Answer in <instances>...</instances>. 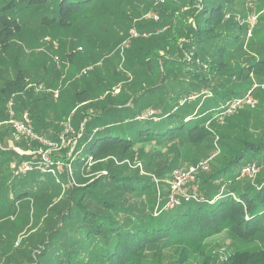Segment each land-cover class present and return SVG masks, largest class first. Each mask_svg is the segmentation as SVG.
<instances>
[{"label":"trees","instance_id":"obj_1","mask_svg":"<svg viewBox=\"0 0 264 264\" xmlns=\"http://www.w3.org/2000/svg\"><path fill=\"white\" fill-rule=\"evenodd\" d=\"M159 1L0 0V122L9 118L8 105L13 102L16 117L28 113L39 134L50 127L52 114L59 111L69 118L80 106L71 117L76 129L84 127L76 152L87 154L75 159L80 169L90 161L125 154L138 145L186 148L202 145L215 136H229L219 130L216 119L228 109L227 104L243 96V82L253 73L264 71V55L238 73L229 63L231 47H242L239 36L224 38L226 19L238 0H161L164 8L171 9L170 15L158 12L156 21L136 22L140 11L155 10ZM185 6L189 12L181 9ZM191 15L195 27L185 22ZM259 23L253 36L264 48V18ZM132 29L138 37L131 35ZM45 38L50 39L45 43L47 51L69 65L67 72L65 65L54 71L49 54L37 51ZM128 39L125 56L134 79L122 85L117 95L113 96L112 89L121 76H105L100 67L76 80L77 72L96 64V56L103 59L117 52ZM30 51L36 53V59L25 66L22 58ZM163 54L175 59L164 58ZM164 60L178 61L174 62L176 66L172 62L166 72L159 66ZM62 77L58 105L30 87L31 83L44 82L56 87ZM86 80L91 87L84 85ZM185 82L189 86L183 95L180 85ZM212 83V91L205 93ZM246 84L245 89H250L252 85ZM237 143L238 149L230 153L222 169L195 176L205 201H182L176 208L155 214L157 190L153 181L113 172L73 188L66 210L56 213V219L48 223L51 227L40 241L41 249L26 253L27 262L22 258V263L17 260L16 264H145L149 253L159 256L169 250L180 251L175 264H187L191 256L203 258L202 264H264V175L251 185L239 181L242 170L251 162L264 163V146L244 142L241 137ZM6 155L0 149V199L12 208L30 200L33 194L37 198L50 180L45 176L50 174L39 171L28 189L27 179L15 182L10 163L17 159ZM29 158L21 156L18 162ZM107 185L148 196L152 210L98 198L96 194ZM223 187L227 190L222 192ZM91 200L96 201L99 211L91 209ZM223 232L245 243L263 245L232 253L217 263L205 249L209 239Z\"/></svg>","mask_w":264,"mask_h":264},{"label":"rangeland","instance_id":"obj_2","mask_svg":"<svg viewBox=\"0 0 264 264\" xmlns=\"http://www.w3.org/2000/svg\"><path fill=\"white\" fill-rule=\"evenodd\" d=\"M164 3L160 0L156 3L155 10L140 11L142 14L140 18L136 19V22L151 18L156 21L158 16H160L158 12H162L165 16L170 15L172 13L171 9L164 8ZM197 8L200 9V5ZM181 9L184 12L190 11L187 10L186 6L181 7ZM175 16L179 17L180 14H175ZM261 18H264V0H238L236 6L233 8V12L229 13L226 19L227 28L224 32V38L233 40L234 37L239 36V42H242V47L239 45L235 50L234 47H231L233 54L231 55V59H229V63L234 67L233 71L235 73H238L242 67H247L248 63L264 55V48L258 44V41L253 36V30L258 28ZM187 19L185 21L186 24L189 23L195 27L192 15ZM131 35L138 37L136 29L131 30ZM150 36L145 35L146 38ZM49 42L50 39L45 38L44 42H42L43 46L40 45L41 49L39 48L37 51L40 50L42 53L49 54L48 57L52 58L50 66L55 65L54 71L65 65V71L67 72L69 65L47 51L45 43ZM129 43L130 39L124 41L117 52H112L103 58L108 59L109 62L103 63L102 57L96 56L94 58L96 64L94 63L87 69L77 72L76 80L87 77L89 71L100 67L105 70V72L103 71V75L105 76L107 73H109L110 77L115 76L117 78L121 76L122 80L118 83V86L112 89L113 96L117 95L122 85L130 83L134 79L131 71L128 69L125 56ZM163 57L172 58L164 54ZM35 59L36 53L31 52L27 56H24L22 61L25 66H28ZM172 59L175 58L173 57ZM165 61L167 60L159 64L160 70L169 72L171 63L178 60L168 61L169 63ZM174 64L176 66V63ZM170 76L173 75L170 74ZM63 79L64 77L61 78L60 83L56 87L51 85L53 84L52 82L31 83L30 87L32 86L36 93L48 95L49 99L58 105L60 92L63 88ZM186 82H189V80ZM186 82L180 85V88H183V95L186 94L189 86ZM246 83L252 85L250 89H245L246 85H248ZM84 85L87 88L92 86L88 80H86ZM242 85V90L244 89L242 92L243 96L227 104L226 107L228 109L221 117L216 119L219 130L229 136H215L202 145L186 146V148L182 145L164 147L157 143L145 146L138 145L132 151H128L125 154L116 153L100 160L90 161L86 167L81 169L75 159L77 157L83 159L87 154V152H82L81 154L76 152L84 127L81 126L80 129H76L71 120V117L80 106L70 114L69 118L61 116L59 111L55 112L50 117V124L52 125L54 122L53 125H50L45 130L46 132L36 133L42 139L44 138L54 143V147L31 140L18 133L12 124L10 116L7 120L1 121L0 149L4 150L7 157L17 159L10 163V167L14 170L15 182L27 179V186L30 189L34 183L33 177L39 175L40 170H35L37 165L34 162L36 160L31 158V156L25 162H32L29 165L34 168L33 172L23 171L25 162H18L19 157L26 155L23 153H27L28 155L30 152L34 153L43 150L51 161L49 164L43 163L38 165L41 167L40 172H48L47 174H50V176H45V179L50 180L38 192L37 198L34 199L33 194L30 200L16 203L12 208H10L9 202L0 199V264H16L17 260L20 261L26 256V253L41 249L42 244L40 241L46 238L51 227L48 223L56 219V213L66 210L67 201L72 189L87 185L99 177H105L108 172L150 178L157 190V204L153 210L156 213L157 205L159 204V209H161L169 199L168 196L170 195L175 170H185L202 162L208 163V169L201 171L204 174H211L216 170L222 169L228 163L230 153L234 149H238L237 140L240 137L244 142L247 141L264 146V71L260 74L253 73L250 79L247 82H243ZM213 86L212 83V86L206 87L207 91L205 93H210ZM81 88L82 86H79L78 90ZM107 94L102 96L100 100L104 99ZM248 99H251L253 103L248 104ZM142 152H144V155H142ZM248 167H255V172L241 176L239 181L251 185L264 175V163L254 160ZM201 172L198 174H201ZM190 186H197L199 188V179L194 176ZM226 190V187L222 188V192ZM18 192V189H16L15 194ZM96 195L98 198L139 210L151 211L153 208V205L148 204V196H137L120 191L111 185H107L103 191L98 192ZM95 202L94 200L89 201V206L92 210L99 211L100 208H98ZM261 245H263L262 242H242L234 238L229 232H223L207 241L205 251L206 255L210 256L213 261L220 263L226 260L232 253L253 250ZM179 254L180 251L175 250L165 251L159 256L149 253L145 264H175ZM24 261L27 262L25 258L22 262ZM203 262V258L191 256L186 263L202 264Z\"/></svg>","mask_w":264,"mask_h":264},{"label":"built area","instance_id":"obj_3","mask_svg":"<svg viewBox=\"0 0 264 264\" xmlns=\"http://www.w3.org/2000/svg\"><path fill=\"white\" fill-rule=\"evenodd\" d=\"M55 96H57V94H55ZM247 102H248V104L253 103L251 101V99H248ZM8 112H9V115L12 119V124L18 133L22 134L23 136H25L31 140H35V141H38L44 145L54 147V143H52L51 141H48L44 138L42 139L41 137H39L35 133L33 124L31 122V119H30L28 113L25 112L22 114L21 118H17L15 115L14 108H13V102L9 103ZM23 154L27 155V153H23ZM28 156H31V158L36 160V162H34L37 165L35 167V170L41 171V167L38 165L43 164V163L49 164V162L51 161V159L48 158L47 153L44 152L43 150H40V151H37L34 153L30 152V154H28ZM29 163H32V162H25L24 163V167H23L24 172L33 171L34 168L32 166H30ZM207 169H208V163L202 162V163H199L195 166H191L185 170H179V169L175 170L173 173V181L171 184L170 195L168 196L169 199L166 202V205H164L163 209L159 210L158 209L159 204L157 205V209H156L155 214H157V212H160L162 210L176 208L182 204V201H185V202L205 201L201 197V193L199 191V188L197 186H190V185L192 184L194 176H196L199 172L205 171ZM254 172H255V167L246 166L242 170L240 177L244 176L245 174H250V173H254Z\"/></svg>","mask_w":264,"mask_h":264}]
</instances>
